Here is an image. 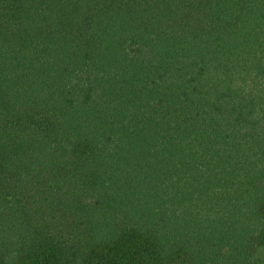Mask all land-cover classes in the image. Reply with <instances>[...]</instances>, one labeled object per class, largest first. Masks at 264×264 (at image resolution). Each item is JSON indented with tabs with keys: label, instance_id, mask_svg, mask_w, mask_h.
I'll list each match as a JSON object with an SVG mask.
<instances>
[{
	"label": "trees",
	"instance_id": "1",
	"mask_svg": "<svg viewBox=\"0 0 264 264\" xmlns=\"http://www.w3.org/2000/svg\"><path fill=\"white\" fill-rule=\"evenodd\" d=\"M0 264H264V0H0Z\"/></svg>",
	"mask_w": 264,
	"mask_h": 264
}]
</instances>
